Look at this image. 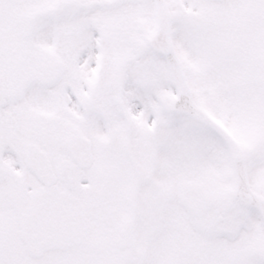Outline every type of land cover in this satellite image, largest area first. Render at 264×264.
Segmentation results:
<instances>
[{"label": "snow or ice", "instance_id": "6c2138e0", "mask_svg": "<svg viewBox=\"0 0 264 264\" xmlns=\"http://www.w3.org/2000/svg\"><path fill=\"white\" fill-rule=\"evenodd\" d=\"M0 264H264V0H0Z\"/></svg>", "mask_w": 264, "mask_h": 264}]
</instances>
